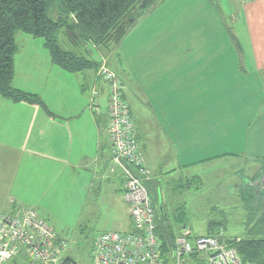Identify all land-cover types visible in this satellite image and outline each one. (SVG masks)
I'll use <instances>...</instances> for the list:
<instances>
[{"label":"crops","instance_id":"crops-1","mask_svg":"<svg viewBox=\"0 0 264 264\" xmlns=\"http://www.w3.org/2000/svg\"><path fill=\"white\" fill-rule=\"evenodd\" d=\"M229 2L233 29L213 0H203L214 27L209 25L213 33H206L204 53L183 55L189 59L184 65H173L172 57L171 66H156L163 79L157 86L141 72L139 90L134 79L122 80L136 140L151 171L147 186L160 227L165 187L171 194L200 189L208 184L204 177L210 170L225 169L232 171L231 180L215 181L212 186L219 189L213 191L250 204L251 211L258 208L255 217L264 222V0ZM16 42L13 85L37 95L46 109L0 95V216L38 210L46 201H65L69 195L87 209L94 200L99 209L103 198L126 207L129 223L123 230L130 231L125 168L113 160L109 91L97 77L100 66L95 73H69L53 63L43 39L19 32ZM117 48L108 57L101 54L98 65L106 59L110 67ZM195 56L200 70L190 63ZM174 71L181 77L173 79ZM197 166H203L204 177L195 174ZM215 224H209L208 233L217 231L211 230Z\"/></svg>","mask_w":264,"mask_h":264},{"label":"rangeland","instance_id":"rangeland-1","mask_svg":"<svg viewBox=\"0 0 264 264\" xmlns=\"http://www.w3.org/2000/svg\"><path fill=\"white\" fill-rule=\"evenodd\" d=\"M213 2L219 6L218 14L222 13L228 26L232 27V3L229 0H213ZM156 20H162V25H156ZM209 25L211 26V22L205 12L203 0H162L136 20L120 41L119 49L117 47L120 42L108 47L94 46L91 43H80L78 39L72 37L71 42L63 34L60 35V44L64 50L85 56L93 63L98 62L97 59L101 54L108 57L111 51L117 48L115 56L110 58L109 68L121 81L129 77L134 79L136 88L139 90L138 82H141L142 76L153 78V82H156L153 86L162 83L161 73H157L156 66H171L168 64L170 58L174 57L173 65L180 66L189 63V59H185L183 55L193 50L196 55L204 53L206 33L210 32ZM211 29L214 27L211 26ZM213 36L210 37L211 42L214 41ZM140 45L144 48L140 49ZM128 51H131L130 58H127ZM103 62L107 65L106 59ZM192 62L196 69H201L198 68L200 63L197 56L190 60V63ZM90 68L88 71L95 73V67ZM195 71L198 72V70ZM130 72L133 73L130 74ZM172 77L178 79L181 74L174 71ZM200 77L202 78V75ZM100 80L105 83L102 79ZM131 85L133 82L130 83ZM194 169L195 174L201 177L206 175L203 166H197ZM209 172L210 176L204 177V181H208V184L201 186L200 189L191 188L189 192L178 191L171 194L165 187L167 206L160 205L162 228L169 230L172 234H178L185 227H189L191 235L196 236L208 234L209 224L216 223L212 225L211 230L220 228L224 230L227 237L236 238L249 236L251 228L256 225L257 228L253 231L258 236L264 237V222H260L259 218L255 217L256 212L261 210L257 208L258 211H256V207H253L251 211L250 204L213 191L219 188L212 184L220 179L231 180L232 171L225 169ZM195 186H197L196 183L193 187ZM74 198L69 195L64 199L65 201H46L37 209L43 220L54 229L58 239L67 243L61 259L68 258L76 264H94L93 246L99 234L109 231L125 232L123 229L126 227L123 226H128L129 223L128 215L124 211L126 207L120 202L105 201L101 198L97 202L99 209L94 200L87 202L89 206L87 209L84 208V202L75 198L78 203L74 201ZM16 259L19 264H30V259L25 252ZM168 264H172V261Z\"/></svg>","mask_w":264,"mask_h":264},{"label":"built area","instance_id":"built-area-1","mask_svg":"<svg viewBox=\"0 0 264 264\" xmlns=\"http://www.w3.org/2000/svg\"><path fill=\"white\" fill-rule=\"evenodd\" d=\"M97 77L108 85L107 131L113 147V160L124 166V197L129 208L131 230L103 232L93 246L94 264H249L235 242L223 229L193 236L185 227L174 236L166 252L159 234L156 207L147 186L151 171L144 164L128 103L123 98V83L103 62ZM98 110V108H95ZM67 243L33 208L0 216V264H19L25 252L30 264H76L61 259Z\"/></svg>","mask_w":264,"mask_h":264},{"label":"trees","instance_id":"trees-1","mask_svg":"<svg viewBox=\"0 0 264 264\" xmlns=\"http://www.w3.org/2000/svg\"><path fill=\"white\" fill-rule=\"evenodd\" d=\"M161 1L0 0V95L46 109L37 95L13 85L15 56L19 52L17 33L43 39L53 63L69 73H77L91 66L97 68L103 62L98 65L85 56L64 50L60 44L61 34L70 41L76 38L83 44L108 47L119 43L136 20ZM254 228L257 226L251 228L249 236L235 243L245 263L264 264V237L258 236ZM159 234L164 250L169 252L175 235L160 226Z\"/></svg>","mask_w":264,"mask_h":264}]
</instances>
